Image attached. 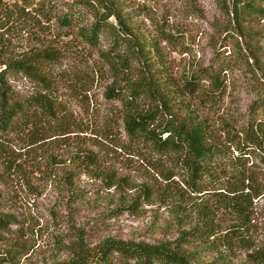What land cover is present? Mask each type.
Listing matches in <instances>:
<instances>
[{
  "label": "rangeland",
  "instance_id": "374dc122",
  "mask_svg": "<svg viewBox=\"0 0 264 264\" xmlns=\"http://www.w3.org/2000/svg\"><path fill=\"white\" fill-rule=\"evenodd\" d=\"M74 1L0 0V25L8 23L6 14L12 10H48L50 22L37 28L23 24L17 31L9 24L0 35L14 59L46 46L61 50L59 67L52 72L54 91L71 127L70 134L33 147L25 133L13 136L10 168L4 165L8 155H0V221L5 224L0 264H66L95 253L107 240L181 250L192 264H260L264 163L234 151L219 127L240 133L250 106L264 95V17L240 15L235 0H113L134 45L112 48L107 31L98 34L94 45L75 29L59 26L56 17L73 8ZM92 22L86 13L84 30ZM108 23L123 32L114 18ZM129 48L146 51L151 65L167 77L179 117L199 115L218 125L225 170L192 185L177 159L130 144L120 102L107 97L108 89L135 80V74L120 77L114 68L115 56ZM207 69L224 81V94L213 107L184 89ZM10 84L25 96L42 88L23 76L10 77ZM241 184L253 199L244 223L234 208ZM209 207L216 223L241 226L239 240L229 245L214 237H189H197L194 228L204 227Z\"/></svg>",
  "mask_w": 264,
  "mask_h": 264
},
{
  "label": "trees",
  "instance_id": "16d2710c",
  "mask_svg": "<svg viewBox=\"0 0 264 264\" xmlns=\"http://www.w3.org/2000/svg\"><path fill=\"white\" fill-rule=\"evenodd\" d=\"M235 1L240 7V15L264 17V0ZM86 13L91 15L93 22L89 29L84 30L82 23ZM6 15L8 23L1 24L0 31L9 24L12 31H17L23 24L32 23L37 28L44 24V20H52L48 10L42 6L35 9L34 13L12 10ZM111 18L122 26V33L108 23ZM56 20L62 29H75L90 44L98 45V34L107 31L112 36V48L118 43H127L130 47L134 45L129 42V24L121 17V9L113 0H75L74 7L69 6L68 11L57 16ZM8 48L7 42L0 35V155H8L4 165L10 168L14 161L10 142L13 136L25 133L29 140L28 146L33 147L49 138H61L70 134L71 127L70 118L65 116L66 111L54 91L55 80L52 72L59 67L61 50L46 46L43 50L31 52L21 59H14L8 55ZM147 55L146 51L140 52L134 48L127 49L125 55H116L114 68L119 76L131 73L135 74V80L129 81L126 86L113 87L107 91L108 98L120 102L124 132L134 148L146 150L162 158L177 159L182 167L181 172L188 175L192 185L202 184L212 177L211 174L226 169L223 164L225 143L220 141L222 131L234 151L242 157H257L264 163V95L252 103L247 124L238 134L230 133L224 127H219L222 130L220 131L215 122L199 115L179 117L173 93L168 89L171 86L166 83L167 77H163L161 71L151 65ZM202 75L203 78L198 74L193 76L184 84V89L189 94H196L204 106H216L224 94V81L220 78V73L212 69H207ZM12 76L26 77L42 88L32 95H22L12 88ZM203 79L209 81V86H200ZM86 158L93 161L92 156L87 155ZM244 192V184H241L235 190L234 199V208L242 217V223L248 221L249 207L253 200ZM1 204L0 196V207ZM207 210L204 227L192 230L197 233V237L190 236V232H187L181 234L182 239H187L185 235L202 241L214 237L218 242L229 245L239 240V224L216 223L212 220L214 208L209 207ZM4 228L5 224L0 221V238ZM259 254L260 264H264V248ZM66 264L192 263L183 251L163 245H133L107 240L99 245L95 253Z\"/></svg>",
  "mask_w": 264,
  "mask_h": 264
}]
</instances>
